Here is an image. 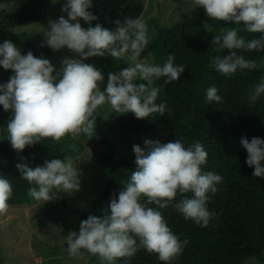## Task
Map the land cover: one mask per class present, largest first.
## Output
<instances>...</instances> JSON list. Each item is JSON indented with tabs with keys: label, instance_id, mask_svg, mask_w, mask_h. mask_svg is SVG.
<instances>
[{
	"label": "clouds",
	"instance_id": "1",
	"mask_svg": "<svg viewBox=\"0 0 264 264\" xmlns=\"http://www.w3.org/2000/svg\"><path fill=\"white\" fill-rule=\"evenodd\" d=\"M192 2V9L203 7L212 20L236 24L221 34H213L212 45L217 51H231L228 55L212 57L209 60L212 69L230 76L238 69L264 67V63L258 64L242 54L264 51V0ZM92 4L93 0H65L61 11L67 18L61 15L48 21L41 46L46 45L53 51L66 47L77 57L65 56L58 70L49 59L37 57L32 51L22 55L11 40L0 43V66L14 72L7 83L0 84V105L10 113L7 139L17 153L46 138L58 142L69 134L79 136L83 133L91 139L97 110L104 105L119 114L131 112L138 119L165 114L167 104L156 103L161 88L155 85V80L161 77H166L165 83L179 80L185 65L174 64L172 54L163 65L141 59V53L149 44L146 20L125 17L123 21H115L114 30L99 23L93 27L91 22L98 17L89 11ZM80 19L89 26L83 27ZM241 22L246 32L259 33V36L246 40L239 35ZM106 53L115 60L127 57L130 62L118 73L109 72L106 88L101 90L102 71L85 60L104 57ZM262 94L264 78L250 87L248 103L255 104ZM206 99L208 102L222 101L215 86L207 89ZM240 143L248 154L246 163L254 167L253 176L264 177L261 164L264 139L253 137L249 141L242 137ZM133 152L136 168L119 191L118 199L113 194L108 206L110 212L105 210L102 217L89 214L81 221L78 233L70 231L66 236L70 256L80 257L88 252L98 257L99 264H116L121 258L127 264L143 248L156 253L165 264H172L189 241L181 240L172 231L161 210L173 207L185 219L202 226H207L214 218L207 204L224 178L203 170L208 152L201 142L186 147L180 139L167 143L145 139L144 147L133 145ZM16 167L29 184L27 195L35 201L46 203L58 199L59 192L71 194L80 190L82 173L71 156L47 159L35 167L21 162ZM189 192L193 194L191 197L186 195ZM12 195L11 180L0 175V216L9 211L8 201Z\"/></svg>",
	"mask_w": 264,
	"mask_h": 264
},
{
	"label": "trees",
	"instance_id": "2",
	"mask_svg": "<svg viewBox=\"0 0 264 264\" xmlns=\"http://www.w3.org/2000/svg\"><path fill=\"white\" fill-rule=\"evenodd\" d=\"M9 0H0V3ZM46 0H27L18 9L0 10V30L13 29L40 20L41 7ZM198 7L199 18L186 16L170 26L163 25L157 18L148 23L149 44L156 60L150 63L163 65L169 54L174 55V64L185 65L180 79L165 83L166 77L155 80L161 88L156 103H166L163 116L158 113L148 118L138 119L133 113L120 114L110 125L111 132L139 134L162 125L171 126L164 143L180 139L185 146L196 141L203 144L208 152L204 171H213L224 179L217 185L218 191L208 202L207 208L214 213L207 226L196 224L173 207L162 209L172 231L181 240L189 243L182 255L172 264H247L249 258L264 263V177L253 176L254 167L246 163L247 151L240 140L246 137L264 139V94L255 104L247 101L250 87H255L264 78V67L256 70H240L230 76H224L212 69L209 60L214 56L230 54L231 50L217 51L212 45L213 34H221L218 21L207 16L203 7ZM143 0H93L89 9L97 23L114 30L116 20L125 17H141L144 12ZM83 27L89 25L80 19ZM242 36L246 40L258 37L259 33H248L240 24ZM27 43H32L31 40ZM238 54L239 51H238ZM246 58L264 63V51L242 53ZM89 61L102 71L106 88L109 72L118 73L123 69L121 60L110 55L89 57ZM142 82V81H137ZM215 86L222 101L208 102L206 91ZM10 113L0 105V128L6 127ZM83 144L76 136L69 134L60 141L51 138L42 140L34 146H27L17 153L6 139L0 144V175L12 182L13 195L9 205L41 203L27 195L29 184L21 177L17 163H28L35 167L45 160L76 154ZM95 156L100 162L105 186L101 194L91 201L87 210L79 213V221L87 219L89 214L103 216L111 198L125 185L126 175L136 168L135 159H126L116 154L111 140L99 137L96 141ZM24 157V160L20 158ZM264 166V161L261 162ZM191 197V192L186 194ZM211 195V194H209ZM179 199V197H177ZM155 206V205H150ZM1 263V259H0ZM90 264H99L98 257L90 255ZM117 264H125L123 258ZM127 264H165L156 253L139 249L127 261Z\"/></svg>",
	"mask_w": 264,
	"mask_h": 264
},
{
	"label": "rangeland",
	"instance_id": "3",
	"mask_svg": "<svg viewBox=\"0 0 264 264\" xmlns=\"http://www.w3.org/2000/svg\"><path fill=\"white\" fill-rule=\"evenodd\" d=\"M27 0H9L0 3L1 9L16 10ZM65 0H46L41 11L40 20L13 29L0 30V43L11 40L20 48L21 54L32 51L37 57L47 58L58 70L65 56L77 58L69 49L62 48L53 51L48 46H41L44 42L43 32L47 30L50 19H58L65 15L61 7ZM145 8L141 18L148 23L157 18L163 25L170 26L178 19L192 16L199 18L198 7H193L192 0H143ZM222 32L228 27H235V22L218 21ZM239 35H242L240 27ZM31 40L32 43H27ZM2 58V57H0ZM141 59L148 62L156 60L151 48L141 53ZM123 69L130 62L129 58L121 60ZM90 63L89 58L85 60ZM14 75L13 70H5L0 66V84L7 83ZM103 85H101V90ZM2 94V93H0ZM95 132L88 139L81 133L76 136L83 144V148L76 154L70 155L75 166L81 170L80 190L71 194L59 192L58 199L39 205H10L9 211L0 216V264H90V253L84 252L80 257L69 255L66 236L70 231L79 232V213L90 207L91 201L98 197L105 180L101 173L100 162L95 156L96 141L99 137L107 136L116 154L126 159H135L133 145L144 147V140H160L164 143L165 136L171 131V126L162 125L148 129L139 134L111 132L109 125L120 115L112 112L109 105L97 110ZM7 139L6 127L0 128V144ZM132 169L126 175L125 183L131 175ZM110 212V209L107 208ZM83 251V250H82ZM264 254V250L262 251ZM247 264H264L256 258L246 260ZM117 264V261H116Z\"/></svg>",
	"mask_w": 264,
	"mask_h": 264
},
{
	"label": "crops",
	"instance_id": "4",
	"mask_svg": "<svg viewBox=\"0 0 264 264\" xmlns=\"http://www.w3.org/2000/svg\"><path fill=\"white\" fill-rule=\"evenodd\" d=\"M42 203V202H41ZM41 203H24V204H19V205H32V204H34V205H39V204H41Z\"/></svg>",
	"mask_w": 264,
	"mask_h": 264
}]
</instances>
